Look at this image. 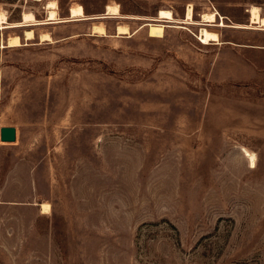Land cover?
<instances>
[{
  "label": "rangeland",
  "instance_id": "obj_1",
  "mask_svg": "<svg viewBox=\"0 0 264 264\" xmlns=\"http://www.w3.org/2000/svg\"><path fill=\"white\" fill-rule=\"evenodd\" d=\"M50 1L0 0V264H264V0Z\"/></svg>",
  "mask_w": 264,
  "mask_h": 264
},
{
  "label": "bare ground",
  "instance_id": "obj_2",
  "mask_svg": "<svg viewBox=\"0 0 264 264\" xmlns=\"http://www.w3.org/2000/svg\"><path fill=\"white\" fill-rule=\"evenodd\" d=\"M55 7L56 6V1L53 0V1H50L47 3L46 7ZM47 9V8H46ZM111 10V11H110ZM117 7H113L112 9H110V7L108 6L107 7V11H106V16H109V14H113V13H117ZM248 11H250V21L256 25H258V27L260 29H264V16H261L260 13H259V8L255 7V6H252ZM119 12V11H118ZM49 13V18L48 19H55V11L51 10L48 12ZM118 14V13H117ZM83 16V8L82 6H77L76 8H71L70 9V18H76V16ZM113 16V15H112ZM159 18H155V19H150V22L151 21H156L157 22H161V18H172L171 16V13L167 10H159V15H158ZM168 20V19H167ZM53 21V20H51ZM184 21V20H183ZM182 21V23H183ZM193 17H192V7L191 5L187 6V9H186V13H185V22L187 24H194L195 22H193ZM202 21L203 22H206V23H212V22H215V13H210V14H203L202 15ZM201 21V22H202ZM164 22V21H163ZM7 22H6V19L4 17V15H2L0 13V29L2 28H5V27H15V26H21V25H26V24H35L37 22H35V19L33 18V15L32 14H29V13H24L23 14V17H22V20L20 22H15L11 25H5ZM40 23V22H39ZM154 22L151 23V25L155 24ZM150 25V23H146L145 25ZM217 26H225V24L223 23V21H220L219 24H217ZM237 26V25H236ZM248 27V26H247ZM251 27V26H250ZM95 28V27H94ZM103 28V27H102ZM100 28V29H102ZM96 30V29H95ZM104 30V29H103ZM117 32H125L126 28L124 26H118L117 27ZM103 32V31H102ZM31 30L30 31H27L26 32V35L29 37L31 35ZM126 33V32H125ZM33 35V34H32ZM27 37V38H28ZM49 39H50V36L48 35ZM9 38V37H8ZM26 38V37H25ZM47 38V37H46ZM48 39V40H49ZM199 39V37H198ZM8 40V39H7ZM212 40H217V34L215 32H211V31H208L206 30L205 32V39H203V42L204 43H209V41H212ZM199 41L201 42V40L199 39ZM20 44L19 42V39L17 36H14L12 37L11 40H9V43L7 44V46H18ZM2 142V141H1ZM243 151H244V154L245 156L247 157V159L249 160V165L250 167H253L254 166V162H255V156L249 152L248 150L244 149L243 148ZM45 205L42 204L41 208L44 209ZM47 208V207H46ZM46 211V210H45ZM49 211V209H48ZM44 212V211H43Z\"/></svg>",
  "mask_w": 264,
  "mask_h": 264
},
{
  "label": "water",
  "instance_id": "obj_3",
  "mask_svg": "<svg viewBox=\"0 0 264 264\" xmlns=\"http://www.w3.org/2000/svg\"><path fill=\"white\" fill-rule=\"evenodd\" d=\"M0 140L3 142H13L16 140V129L12 126L0 128Z\"/></svg>",
  "mask_w": 264,
  "mask_h": 264
},
{
  "label": "crops",
  "instance_id": "obj_4",
  "mask_svg": "<svg viewBox=\"0 0 264 264\" xmlns=\"http://www.w3.org/2000/svg\"><path fill=\"white\" fill-rule=\"evenodd\" d=\"M10 125H1L0 126V128L1 127H9ZM12 127H14V126H12ZM15 129H16V127H14ZM16 139H17V131H16ZM1 141V140H0ZM16 141V140H15ZM3 142V141H2ZM14 142V141H13ZM5 143H12V142H5Z\"/></svg>",
  "mask_w": 264,
  "mask_h": 264
}]
</instances>
